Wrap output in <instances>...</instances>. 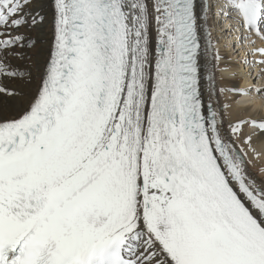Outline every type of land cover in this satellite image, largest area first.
I'll use <instances>...</instances> for the list:
<instances>
[{"label":"snow or ice","instance_id":"6c2138e0","mask_svg":"<svg viewBox=\"0 0 264 264\" xmlns=\"http://www.w3.org/2000/svg\"><path fill=\"white\" fill-rule=\"evenodd\" d=\"M0 264H264V0H0Z\"/></svg>","mask_w":264,"mask_h":264}]
</instances>
